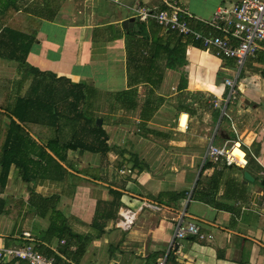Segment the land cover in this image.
Instances as JSON below:
<instances>
[{
  "label": "crops",
  "instance_id": "obj_1",
  "mask_svg": "<svg viewBox=\"0 0 264 264\" xmlns=\"http://www.w3.org/2000/svg\"><path fill=\"white\" fill-rule=\"evenodd\" d=\"M240 1L0 0V34L5 26L25 30L35 38L27 56L31 67L50 73L57 85L68 80L97 91L101 100L91 109L107 136L105 151H68L57 176L33 170L27 183L11 167L0 191L8 202L6 209L0 205V248L42 244L41 254L54 264H154L185 212L205 237L179 242L172 264H264V50L247 59L236 98L224 109V80L235 76L234 60L215 56L192 36L139 21L133 12L137 5L175 6L187 12L190 28L219 36L206 23L217 9ZM4 37L11 42L16 35ZM25 73L0 59L12 105L33 82L35 72L23 80ZM129 92L131 99L114 98ZM180 116L186 128L179 127ZM217 125L216 143L239 142L245 169L202 162ZM5 137L2 127L0 152ZM72 137L67 128L61 140ZM245 171L253 182L244 180ZM30 191L48 201L42 214L30 213ZM124 209L137 213L128 229L116 225ZM52 225L89 241L78 262V241L49 240Z\"/></svg>",
  "mask_w": 264,
  "mask_h": 264
},
{
  "label": "trees",
  "instance_id": "obj_2",
  "mask_svg": "<svg viewBox=\"0 0 264 264\" xmlns=\"http://www.w3.org/2000/svg\"><path fill=\"white\" fill-rule=\"evenodd\" d=\"M191 27L199 29L198 26ZM12 33L16 37L10 42L4 36ZM215 33L221 36L219 31ZM0 39V59L14 61L18 64L19 70L21 69L23 73L26 71L23 80L30 71L35 72L29 91L24 96L19 95L13 105L10 104L9 81L0 78V133L2 127L6 129L5 141L0 152V191L7 183L12 166L17 169L21 179L28 183L33 170L40 176L63 174L64 169L60 162L65 160L68 151L85 150L91 153L105 151L107 136L102 126L96 125V120L100 116H94V108L91 109V104L96 100L98 104L100 103L99 93L84 83L74 84L66 80L65 85H57L47 77L50 73H42L31 67L27 63V56L35 38L26 36L25 30L14 31L12 27L5 26ZM170 59L172 58L169 56L168 65H171ZM114 98L131 99L132 92L117 93L114 94ZM99 109L98 106L97 111ZM5 118L8 122L4 121ZM67 128H73L74 137L69 141L61 140V135ZM46 203L47 200H42L30 191L29 205L32 215L45 212ZM0 205L6 209L8 202L6 204L0 200ZM20 207L21 204L18 203L16 209ZM0 213H3L2 209ZM47 234L49 240L55 235L60 239H76L78 241L76 262L89 243L85 238L71 234L67 227L59 229L52 225ZM35 250L45 253L42 244L35 247Z\"/></svg>",
  "mask_w": 264,
  "mask_h": 264
},
{
  "label": "built area",
  "instance_id": "obj_3",
  "mask_svg": "<svg viewBox=\"0 0 264 264\" xmlns=\"http://www.w3.org/2000/svg\"><path fill=\"white\" fill-rule=\"evenodd\" d=\"M133 12L139 21L153 20L166 31L192 36L201 43L204 49L213 50L215 56L234 60L235 76L224 80V85L227 88L224 109L236 98L238 80L247 59L255 56L259 50H264V0H241L231 8L217 9L212 19L206 24L213 30L219 31L221 36H208L193 30L186 21L187 12L175 6L156 10L137 5L133 8ZM213 106H218L217 101L213 102ZM178 125L181 128H186V121L184 125L181 124V116ZM218 133L219 125L216 126L209 140L202 162L214 164L223 162L227 166L245 169L248 160L241 144L232 141L230 144L218 145L215 141ZM147 207L154 208L150 205ZM136 215L137 213L133 210H122L120 219L116 223L117 227L130 228L136 220ZM185 216V212H182L175 219L172 238L154 264H172L170 258L175 255L179 242L187 237L196 236L200 239L205 237L200 233L199 226L194 222L186 221ZM23 237L29 239V234L25 233ZM5 258L22 260L27 264H54L51 258L35 251L29 243L18 247L0 248V264H9Z\"/></svg>",
  "mask_w": 264,
  "mask_h": 264
},
{
  "label": "water",
  "instance_id": "obj_4",
  "mask_svg": "<svg viewBox=\"0 0 264 264\" xmlns=\"http://www.w3.org/2000/svg\"><path fill=\"white\" fill-rule=\"evenodd\" d=\"M133 23H134V19L133 18H131V19H129L128 21H127V24H128V26L131 28L132 26H133ZM101 123H102V121L100 120V119H97L96 120V125L97 126H101ZM243 175H244V180L245 181H250V182H253V178L248 174V172H244L243 173Z\"/></svg>",
  "mask_w": 264,
  "mask_h": 264
},
{
  "label": "bare ground",
  "instance_id": "obj_5",
  "mask_svg": "<svg viewBox=\"0 0 264 264\" xmlns=\"http://www.w3.org/2000/svg\"><path fill=\"white\" fill-rule=\"evenodd\" d=\"M185 121H186V119H185ZM185 121L183 122V120H182V116H181V124H182V125H184ZM236 153H237V151H236Z\"/></svg>",
  "mask_w": 264,
  "mask_h": 264
}]
</instances>
